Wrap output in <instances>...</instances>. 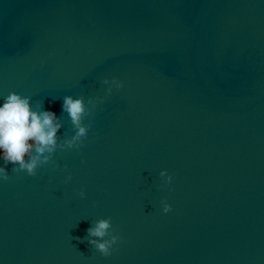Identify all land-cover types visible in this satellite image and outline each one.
<instances>
[{"label":"water","instance_id":"1","mask_svg":"<svg viewBox=\"0 0 264 264\" xmlns=\"http://www.w3.org/2000/svg\"><path fill=\"white\" fill-rule=\"evenodd\" d=\"M12 91L56 112L64 147L35 175L7 165L0 264H264V0H0Z\"/></svg>","mask_w":264,"mask_h":264},{"label":"clouds","instance_id":"2","mask_svg":"<svg viewBox=\"0 0 264 264\" xmlns=\"http://www.w3.org/2000/svg\"><path fill=\"white\" fill-rule=\"evenodd\" d=\"M111 82L117 89L124 86L123 81L115 78ZM104 83L109 81L105 79ZM31 101L30 96L16 91L0 97V160L4 161L0 165V180L9 178L8 164L15 165L14 172L26 171L28 175H35L39 166L51 160V154L57 147H64L58 144L57 133L62 125L56 112L51 109L41 111ZM62 108L77 128L73 139L67 141V146L80 148L83 138L88 135V126L83 123L88 111L86 102L83 97L69 95L64 98ZM160 175L166 178L167 184H171L173 177L166 169ZM85 194L81 189L79 195L83 197ZM171 210L172 205L165 202L163 211L167 213ZM111 226L110 219L100 220L94 228L89 229V233L93 237L104 238L109 234ZM119 239L118 235H113L111 240H92L91 243L108 255L111 246Z\"/></svg>","mask_w":264,"mask_h":264}]
</instances>
